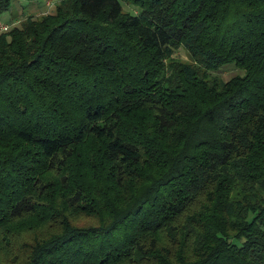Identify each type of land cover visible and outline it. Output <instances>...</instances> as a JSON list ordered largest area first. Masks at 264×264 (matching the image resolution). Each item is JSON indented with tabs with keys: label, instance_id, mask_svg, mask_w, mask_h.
Segmentation results:
<instances>
[{
	"label": "trees",
	"instance_id": "obj_1",
	"mask_svg": "<svg viewBox=\"0 0 264 264\" xmlns=\"http://www.w3.org/2000/svg\"><path fill=\"white\" fill-rule=\"evenodd\" d=\"M126 1L0 32V264H264V0Z\"/></svg>",
	"mask_w": 264,
	"mask_h": 264
},
{
	"label": "rangeland",
	"instance_id": "obj_2",
	"mask_svg": "<svg viewBox=\"0 0 264 264\" xmlns=\"http://www.w3.org/2000/svg\"><path fill=\"white\" fill-rule=\"evenodd\" d=\"M46 0H12V7L9 11H6L2 14H0V26L4 25L6 23H9V25L14 24V22L17 21V19H24L27 17V15H31V7L32 4L36 5L37 7L43 6ZM53 1V0H52ZM54 0L53 2L56 4ZM122 2L123 9L127 12L134 13L136 12L137 8L133 6L132 4L128 3L126 0H120ZM55 4L52 6L51 9H54ZM34 17H37L34 15ZM0 32H2L0 30ZM174 57L183 63H193V60L187 51V49L182 45L180 46L175 54ZM243 70L237 68L235 63H227L221 67L220 70L216 72L217 75H219L223 79H229L230 77L238 74H243ZM78 223L82 225H90L94 224V221L92 220H82Z\"/></svg>",
	"mask_w": 264,
	"mask_h": 264
},
{
	"label": "crops",
	"instance_id": "obj_3",
	"mask_svg": "<svg viewBox=\"0 0 264 264\" xmlns=\"http://www.w3.org/2000/svg\"><path fill=\"white\" fill-rule=\"evenodd\" d=\"M54 1V0H53ZM59 1V0H58ZM58 1H55L56 3ZM47 0L45 1V3L43 4V6L37 7L36 5L32 4L33 6L31 7V15H35V16H40L44 13H46L47 11H50L46 5ZM52 10V9H51ZM9 24V23H6ZM5 25V24H4ZM2 26V25H1ZM0 26V27H1Z\"/></svg>",
	"mask_w": 264,
	"mask_h": 264
},
{
	"label": "built area",
	"instance_id": "obj_4",
	"mask_svg": "<svg viewBox=\"0 0 264 264\" xmlns=\"http://www.w3.org/2000/svg\"><path fill=\"white\" fill-rule=\"evenodd\" d=\"M19 1H20V0H19ZM54 4H55V3H54L52 0H47V2H46V5H47L48 9L52 8V6H53ZM19 22H20V21L18 20V21H16V22H15L14 24H12V25H17ZM12 25H9V24L2 25V26L0 27V30H1V31H9L10 28L12 27Z\"/></svg>",
	"mask_w": 264,
	"mask_h": 264
}]
</instances>
